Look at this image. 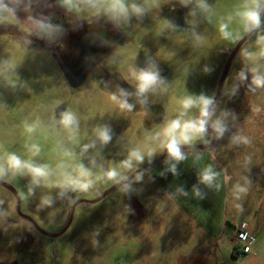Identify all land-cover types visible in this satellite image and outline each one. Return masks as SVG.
Returning a JSON list of instances; mask_svg holds the SVG:
<instances>
[{"label": "rangeland", "instance_id": "1", "mask_svg": "<svg viewBox=\"0 0 264 264\" xmlns=\"http://www.w3.org/2000/svg\"><path fill=\"white\" fill-rule=\"evenodd\" d=\"M57 1L62 8L45 21L58 32L53 38L37 32L41 49L24 44L33 36L13 19L0 22V162L12 152L51 169L39 184L11 170L0 179L18 193L22 214L48 234L66 227L75 202L94 201L167 152L157 134L179 115L185 97L214 98L224 66L218 52L246 33L235 13L247 0H206L208 12L196 0L186 6L180 0H126L145 9L127 21L113 20L104 5ZM170 5L183 13L177 26L165 9ZM222 23L234 39L221 38ZM259 35L264 25L239 50L212 109L210 128L227 114V130L213 151H182L183 161L167 157L101 201L77 205L57 238L20 222L13 196L0 187V264H264V87L252 84L253 68L264 75ZM153 65L163 83L138 97L132 70ZM121 90L132 111L112 100ZM68 111L78 120L75 133L59 123ZM202 114V105L193 107L186 119ZM25 125L35 130L29 133ZM99 127L110 129L107 144L95 135ZM236 136L248 142H234ZM209 141L207 132L181 147ZM86 144L94 146L84 151ZM33 145L40 149L35 156ZM134 149L144 158L129 168L123 162ZM79 164L92 173V186L58 187L65 173L78 174ZM208 165L217 174L210 186L200 181ZM112 169L123 179H109L105 173ZM242 223L256 242L252 254L237 258L234 239Z\"/></svg>", "mask_w": 264, "mask_h": 264}, {"label": "clouds", "instance_id": "2", "mask_svg": "<svg viewBox=\"0 0 264 264\" xmlns=\"http://www.w3.org/2000/svg\"><path fill=\"white\" fill-rule=\"evenodd\" d=\"M180 2L186 6L192 3V0H180ZM63 3L68 6L84 4L91 8H98L100 5H104L109 16L116 21H127L132 15L137 17L142 16L145 11L140 4L135 2L127 3L126 0H63ZM196 3L201 10L205 12L210 11V6L207 4L206 0H196ZM5 12L12 14L13 9L8 7L5 0H0V22L10 18L3 15ZM235 16L239 19V22L246 33H251L254 30L260 29L262 25H264V19H262V17H264V0H247L244 6L235 13ZM231 19L232 18L229 17V20ZM36 25L40 32L47 35L49 38H53L58 32V29L49 23L37 21ZM219 30L222 39L231 40L235 38L232 31L229 30L228 23H222ZM257 41L259 44H264V35H259ZM253 55L254 54L252 53L246 54L249 58ZM260 56L264 57V52H261ZM252 72V84L256 87H264V75L257 73L255 68L252 69ZM132 77L136 81V95L138 97H143L150 91H154L163 83V80L154 65L140 70L133 69ZM128 95V93L121 90L120 97L113 94L111 98L119 104L121 109L132 111L133 105L128 103ZM212 104V99L204 96L195 99L191 96H187L181 101L182 111L175 119L168 121L162 130V134H157L158 139L161 135L163 136L161 147L162 149H166L170 159L183 161L186 157L181 150V146L191 145L194 141L201 139L207 133L210 119L213 115V110L211 109ZM201 105L203 106V116L186 119L193 107H200ZM224 115L227 114L224 113L221 118H217L211 122V128L215 131L218 137L223 136L227 130L223 119ZM59 123L72 133H75L76 128L78 127L77 117L70 111L61 114V120ZM25 128L29 133L35 130L34 125H25ZM95 135L102 144H107L111 140L110 129L108 127L97 128L95 130ZM234 142L247 143L248 140L246 137L236 136L234 137ZM92 146L94 145L86 144L84 145L83 150L87 151V149ZM32 149L33 156L40 152L37 145H33ZM64 154L66 156L73 155L71 152H65ZM149 155H152V153H149ZM129 156L132 159L123 162L129 168L131 167V162L133 160L140 162L144 158L143 153L138 149L132 150ZM9 170L14 174H23L25 172L30 174L33 178V183L36 184H39L42 179L47 180L51 175V169L47 164H36L32 160H24L19 155L12 152L6 153V160L0 162V175H3ZM172 171L175 172V165L172 166ZM105 175L109 179L116 180V182L123 179L116 169L108 170ZM216 175L217 174L213 171L212 166L208 165L200 173V181L201 183L210 186ZM91 177L92 173L85 168L83 164H79L78 174L74 175L72 173H65L63 179L57 183V186L66 189L70 188L74 191H87L92 186ZM118 177L119 179H117ZM125 188H127V186H125ZM240 190L243 191V189ZM194 191L197 196L200 195L198 190ZM44 203L49 204L50 200L45 199Z\"/></svg>", "mask_w": 264, "mask_h": 264}, {"label": "water", "instance_id": "3", "mask_svg": "<svg viewBox=\"0 0 264 264\" xmlns=\"http://www.w3.org/2000/svg\"><path fill=\"white\" fill-rule=\"evenodd\" d=\"M255 31V30H254ZM253 31V32H254ZM245 33L242 38L238 41L234 51H233V54L231 55V57L229 58L224 70H223V73L221 75V78H220V81H219V84H218V88H217V92H216V95L214 97V99L212 100L213 101V104L211 106V108L215 105V103L217 102L218 98H219V95H220V91H221V88H222V85L224 83V80H225V77H226V74H227V70H228V67L230 65V62L233 58V55L236 53V51L242 46V44H244L248 38L252 35V33ZM25 44L32 48V49H41V45L39 43H35L34 41H31V40H28L26 41L25 40ZM203 116V114H202ZM208 131L213 135V139L205 144V145H201V146H195V147H181V150L182 151H202V150H212V148L214 147L215 143H216V137H215V133L208 127ZM168 157V153L165 152L164 154H162L158 159H156L155 161H153L152 163L146 165L145 167H143L142 169L138 170L137 172H135L134 174H132L130 177H128L127 179H125L124 181H121L120 183H118L117 185H115L113 188H111L109 191H107L106 193H104L102 196L98 197L97 199H95L94 201H83V200H80V201H77L75 202L71 207H70V212H69V219H68V222H67V225L66 227L58 234H48L44 231H42L41 229H39L35 223L31 220V223H33V225L36 227V229L44 236L46 237H49V238H57L59 237L60 235H62L68 228L69 224L71 223V220H72V217H73V212H74V209L77 205L79 204H82V203H85V204H95L99 201H101L103 198H105L106 196H108L109 194H111L112 192H114L115 190H117L118 188L124 186L125 184H127L128 182H130L131 180H133L137 175H139L140 173L154 167L155 165L159 164L160 162H162L163 160H165L166 158ZM0 185L3 186L4 188H6L7 190H9L16 198L17 200V210L18 212H20V200H19V197L16 193V191L10 187L9 185H7L6 183H4L3 181L0 180Z\"/></svg>", "mask_w": 264, "mask_h": 264}, {"label": "crops", "instance_id": "4", "mask_svg": "<svg viewBox=\"0 0 264 264\" xmlns=\"http://www.w3.org/2000/svg\"><path fill=\"white\" fill-rule=\"evenodd\" d=\"M9 8L13 9V13H7L20 27L28 30V32L37 36L40 30L37 28L36 22L45 21L50 16H55L61 5L57 0H5Z\"/></svg>", "mask_w": 264, "mask_h": 264}, {"label": "flooded vegetation", "instance_id": "5", "mask_svg": "<svg viewBox=\"0 0 264 264\" xmlns=\"http://www.w3.org/2000/svg\"><path fill=\"white\" fill-rule=\"evenodd\" d=\"M165 9H167V11L168 12H170V13H172L171 15H169L168 16V18L170 19V21H171V23L174 25V26H177L178 25V23H181L182 22V20H183V13H182V10L180 9V8H178L177 6H173V5H170V6H168V7H166ZM180 28L179 29H183L184 28V25H182V26H179ZM33 36V35H32ZM243 36V35H242ZM242 36H241V38H242ZM240 38V39H241ZM240 39H238L235 43H233L231 46H226V47H224V48H222V49H220L219 50V54L222 56V59L224 60V66H223V69H222V72H221V75H222V73H223V70H224V68H225V66H226V64H227V62H228V60H229V58L231 57V55L233 54V51H234V49H235V47H236V45H237V43H238V41L240 40ZM26 41H28V40H31V41H34L35 43H38V41L40 40V38H38V37H36V36H33V37H31V39H28V38H26L25 39ZM25 40H24V42H25ZM42 40V39H41ZM43 41V40H42ZM246 43V42H245ZM244 43V44H245ZM25 44V43H24ZM244 44H242V46L244 45ZM26 45V44H25ZM27 46V45H26ZM241 46V47H242ZM28 47V46H27ZM241 47L236 51V53L233 55V58H232V60H231V62H230V65H229V67H228V70H227V74H226V77H225V80H224V83H223V85H222V88H221V91H220V95H219V98H218V100H217V102L215 103V105L211 108V109H213L215 106H216V104L218 103V101H219V99H220V97H221V94H222V90H223V87H224V84H225V81H226V79H227V76H228V73H229V71H230V68H231V66H232V64H233V62H234V60H235V57H236V55L238 54V52H239V50L241 49ZM30 48V47H29ZM221 75H220V78H221ZM219 81H220V79H219ZM218 84H219V82H218ZM217 88H218V85H217V87H216V91H215V95H216V92H217ZM215 95H214V97H215ZM214 99V98H213ZM212 99V100H213ZM210 128V127H209ZM211 129V128H210ZM212 130V129H211ZM213 131V130H212ZM208 133H209V135H210V141L213 139V135L209 132V131H207ZM214 133H215V131H213ZM215 137H216V141H217V134L215 133ZM209 141V142H210ZM216 148V145H214V147L212 148V151L214 150ZM1 181H3L4 183H6L7 185H9L5 180H2V179H0ZM10 187H12L11 185H9ZM0 187H2L3 189H5L6 191H8L12 196H13V198H14V200H15V204H16V213H17V215L19 216V218H18V220L20 221V222H22V223H24V224H26V225H28L29 227H30V229L31 230H34V231H36L39 235H41V236H44V235H42L37 229H36V227L33 225V223H31V218L30 217H28V216H25L24 214H22V212H21V210H20V212H18V210H17V200H16V198H15V196L9 191V190H7L6 188H4L3 186H1L0 185ZM17 193V192H16ZM17 195H18V193H17ZM100 196H102V195H100ZM99 196V197H100ZM18 197H19V195H18ZM104 199V198H103ZM19 200H20V197H19ZM20 207H21V200H20ZM19 207V208H20ZM33 221V220H32ZM34 222V221H33ZM35 223V222H34ZM35 225H36V223H35ZM37 226V225H36ZM38 227V226H37ZM39 228V227H38ZM40 229V228H39ZM46 237V236H45Z\"/></svg>", "mask_w": 264, "mask_h": 264}, {"label": "built area", "instance_id": "6", "mask_svg": "<svg viewBox=\"0 0 264 264\" xmlns=\"http://www.w3.org/2000/svg\"><path fill=\"white\" fill-rule=\"evenodd\" d=\"M255 238L247 231V225L242 223L237 229L234 245V254L237 258H241L253 253V247L255 245Z\"/></svg>", "mask_w": 264, "mask_h": 264}]
</instances>
